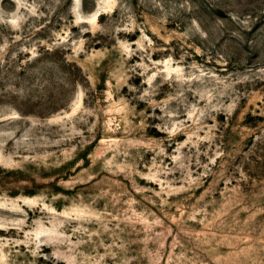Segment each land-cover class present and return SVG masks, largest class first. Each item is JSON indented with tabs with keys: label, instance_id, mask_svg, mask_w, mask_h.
<instances>
[{
	"label": "rangeland",
	"instance_id": "1",
	"mask_svg": "<svg viewBox=\"0 0 264 264\" xmlns=\"http://www.w3.org/2000/svg\"><path fill=\"white\" fill-rule=\"evenodd\" d=\"M0 264H264V0H0Z\"/></svg>",
	"mask_w": 264,
	"mask_h": 264
}]
</instances>
